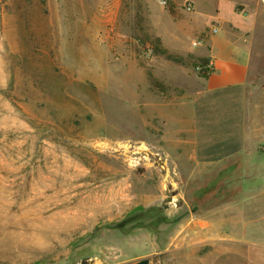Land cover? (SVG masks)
<instances>
[{
  "label": "rangeland",
  "instance_id": "obj_1",
  "mask_svg": "<svg viewBox=\"0 0 264 264\" xmlns=\"http://www.w3.org/2000/svg\"><path fill=\"white\" fill-rule=\"evenodd\" d=\"M186 2L0 0V264H264V0L247 83L215 92Z\"/></svg>",
  "mask_w": 264,
  "mask_h": 264
},
{
  "label": "crops",
  "instance_id": "obj_2",
  "mask_svg": "<svg viewBox=\"0 0 264 264\" xmlns=\"http://www.w3.org/2000/svg\"><path fill=\"white\" fill-rule=\"evenodd\" d=\"M137 1L141 2L142 8L146 7V4L143 3L146 0ZM185 1H190L192 3V18L193 21H195L194 24H190L187 27L188 31L190 34H202L200 40L205 50L200 52L199 55L206 56L212 68L209 77L205 78L208 91L204 92H215L225 87L245 85L251 70V56L252 49L254 48L253 42L257 40L253 39V34L258 32V27L256 25L257 18L251 10L249 18H243L242 16L247 13V7L249 9L251 6H258V0H169L173 5L174 12H178L180 5ZM226 5L229 6L230 13L228 15L224 14V12L221 14V10L224 9ZM243 6L244 8L242 9L241 7ZM165 12L172 16L167 9ZM103 16V18L99 19L100 23L95 25L89 23V31L92 27L103 32L112 28V25L109 23L110 18L108 14H103ZM228 23H232V26L237 27L241 32H237V34L232 33ZM213 30H215V32H213ZM246 30L250 31V35H252L248 40H244L243 36ZM158 113L165 119L164 126L166 130L171 123V119L173 120V118H170V115L175 112L167 106L165 109H160ZM180 122L184 123L183 120ZM185 126L187 127V125ZM163 138L167 139L166 133L163 134ZM187 142L184 135L182 138V146H186L188 144ZM263 156L264 154L260 157ZM191 161L190 159L187 161L190 162V166H188L187 170L193 167ZM252 162L251 160L245 159V164L241 165V167H237V171L239 172L241 170L244 175L250 171L252 172L253 168L257 167ZM261 170L264 172V167H262ZM203 223L207 226L209 225L207 221L203 220ZM205 231L209 234L211 229L208 227ZM214 240L234 242L232 241L233 238L230 237L227 239L221 237V235H216ZM263 245L264 244H262V246Z\"/></svg>",
  "mask_w": 264,
  "mask_h": 264
},
{
  "label": "trees",
  "instance_id": "obj_3",
  "mask_svg": "<svg viewBox=\"0 0 264 264\" xmlns=\"http://www.w3.org/2000/svg\"><path fill=\"white\" fill-rule=\"evenodd\" d=\"M166 9L171 15L174 14L173 5L170 2H168ZM198 61L200 63V66L203 68V72L199 73L200 76L202 78H208L212 72V68L209 64V59L208 58H200ZM149 211H151V210H149ZM149 211L141 210V211H139L140 215L134 214L130 218V220H128V221H131V222L138 221L137 225H135V226H145L146 228H149L151 230L155 229L159 224L168 221V219L164 215L157 212V210H155L156 213L153 214V216L149 213ZM137 217H138V219L135 220ZM145 221H147V222L144 223Z\"/></svg>",
  "mask_w": 264,
  "mask_h": 264
},
{
  "label": "built area",
  "instance_id": "obj_4",
  "mask_svg": "<svg viewBox=\"0 0 264 264\" xmlns=\"http://www.w3.org/2000/svg\"><path fill=\"white\" fill-rule=\"evenodd\" d=\"M156 1L163 8H166L168 5V2H169V0H156ZM192 9H193L192 4L189 2H186L185 3V10L190 12V11H192ZM213 32H215V30H213ZM201 43H202V41L198 40V41L193 42L192 45L193 46H199V45H201ZM143 54L146 56L151 55V49H146V51H144ZM195 69L198 73L203 72V68L201 66H196Z\"/></svg>",
  "mask_w": 264,
  "mask_h": 264
},
{
  "label": "water",
  "instance_id": "obj_5",
  "mask_svg": "<svg viewBox=\"0 0 264 264\" xmlns=\"http://www.w3.org/2000/svg\"><path fill=\"white\" fill-rule=\"evenodd\" d=\"M131 264H149V260L148 259H142V260H139V261L131 263Z\"/></svg>",
  "mask_w": 264,
  "mask_h": 264
}]
</instances>
